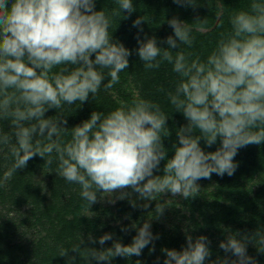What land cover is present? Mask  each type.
<instances>
[{
    "label": "clouds",
    "instance_id": "9594fccd",
    "mask_svg": "<svg viewBox=\"0 0 264 264\" xmlns=\"http://www.w3.org/2000/svg\"><path fill=\"white\" fill-rule=\"evenodd\" d=\"M175 2L196 7V0ZM115 3L118 8L109 16L95 10V0H0V121L8 125L7 131L0 127V149L11 160L3 179H11L39 156L46 167L55 163L58 175L80 186L89 209L117 191L115 200L128 199L133 208H148L165 193L195 197L200 192L199 180L211 179L212 174L234 175L238 151L264 143V0H251L247 10L230 17L231 31L204 61L184 51L173 54L172 49L191 48L194 43L191 27L176 17L167 21L173 35L161 41L168 47L158 46L155 36L137 37L135 52L146 71L167 63L179 77L167 97L187 124L176 132L179 146L174 145V156L164 164L163 175L154 171L160 170L167 154L162 140L170 135L169 115L158 103L140 98L121 102L107 115L93 111L71 129L63 114L64 105L83 104L90 94L95 99L102 87L111 89L129 67L132 51L114 41L109 29L111 17L121 12L130 16L135 8L132 0ZM144 21V17L137 18L133 27L142 32ZM50 109L57 110V116L45 118ZM197 130L199 135L194 134ZM69 132L71 138L65 139ZM218 138L216 151L202 150L201 139L211 147ZM137 200L149 203L137 205ZM169 205V201L157 202L142 226L133 223L136 234L129 244L106 232L98 238L100 249L84 247L80 256L81 237L71 250L79 253L84 264L139 257L149 245L152 252L159 235L151 231V221L158 220ZM121 230L130 229L123 226ZM225 231L228 234L219 243L226 254L223 258L211 260L207 236L193 239L186 234L181 250L161 249L163 264H257L247 248L251 244L264 254V229L244 234ZM87 239L97 243L91 234ZM107 241L112 244L105 248ZM59 256L67 257L68 249L61 247Z\"/></svg>",
    "mask_w": 264,
    "mask_h": 264
},
{
    "label": "trees",
    "instance_id": "16d2710c",
    "mask_svg": "<svg viewBox=\"0 0 264 264\" xmlns=\"http://www.w3.org/2000/svg\"><path fill=\"white\" fill-rule=\"evenodd\" d=\"M132 2L135 11L130 16L127 12H121L119 16L111 17L109 29L114 41H119L132 51L129 67L119 74V83L111 89L104 90L102 87L95 99L90 94L83 104L64 105L63 114L68 121L67 127L71 129L89 119L93 111L107 115L119 108L121 102L131 103L133 99L140 98L158 103L161 110L169 115L166 127L170 135L162 140L167 154L165 160L161 161L160 170L154 171V175H163L164 164L174 156V145L179 146L176 132L187 124L186 118L175 111L167 97L168 91H174L179 77L167 63L159 69L146 71L135 52L139 46L137 37L143 40L145 36H155L158 46L168 47L161 41L173 35L167 21L176 17L191 27L194 43L191 48L182 45L180 49H172L173 54L184 51L191 53L192 58L199 56L204 61L222 36L231 31L230 17L237 11L247 10L251 0H196L195 8L187 4L182 6L175 0ZM113 8H118L115 0H95L97 11L104 10L111 16ZM125 16L128 18L124 19ZM139 17L146 20L140 26L142 32L133 27V21ZM91 58L94 59V55ZM104 82L107 83V79ZM55 116V109L45 114V118ZM0 127L7 131V122L0 121ZM194 134L199 135V131ZM70 138L69 132L65 139ZM200 146L205 152H214L220 146V140L218 138L216 144L209 147L201 139ZM7 154L5 149H0V264H84L80 257L83 248L100 249L98 238L106 232L114 234L113 238L123 244L131 243L136 234L131 225L142 226L153 215L158 202L137 200V205L149 203V207L133 208L128 199L117 200L112 210L111 206L103 205L98 200L89 209L80 196V186L68 183L58 175L55 163L50 168L46 167L44 159L39 156L29 160L24 169H18L11 179L5 181L4 173L11 166V160L5 159ZM234 160L238 164L234 175L221 177L212 174L211 179L197 182L213 185L209 199L198 200L195 196L184 201L186 218L191 220L192 230H169L151 221V231L159 235V239L154 241V251H149L152 247L149 245L141 256L115 257L111 264H135L137 260L141 264H163L165 256L161 249L181 250L186 246V234L193 239L200 235L207 236L211 241V260L214 261L226 255L219 248L220 241L225 240L228 234L225 229L240 234L253 232L257 228L264 229V143L240 149ZM136 195L133 193L132 199ZM121 216L124 218L119 221ZM123 226L130 230L122 231ZM89 234L97 238V243L88 241ZM81 237L84 244L78 249L79 256L71 247L78 244ZM212 237L216 240H211ZM111 244L112 241H107L103 247H110ZM61 247L68 249L67 257L59 256ZM247 252L256 259L257 264H264V254L258 253L254 246L248 247ZM70 257L76 259L69 261ZM93 264L96 262L93 261Z\"/></svg>",
    "mask_w": 264,
    "mask_h": 264
},
{
    "label": "rangeland",
    "instance_id": "374dc122",
    "mask_svg": "<svg viewBox=\"0 0 264 264\" xmlns=\"http://www.w3.org/2000/svg\"><path fill=\"white\" fill-rule=\"evenodd\" d=\"M198 184L200 186V192L196 196L197 199L198 200L209 199L210 198L209 192L213 190V185L212 184H202V183H198ZM118 194L119 192L117 191L111 197L106 196L103 200H100L101 204L108 205V206H111V208H113L114 203H110L109 199L115 200V197ZM185 200L186 199H184L182 196H172L170 193L162 194L159 197L158 202L164 203L165 201H169L170 205L165 209L166 211L165 215H162L158 220L153 219L152 222H158L162 224L166 229H169V230H172L175 228L176 230L180 232H184V231L189 232L190 230H192V223H191V220L186 218L187 212H186V207H185L186 205L184 202ZM116 201L117 200H115V202ZM112 210H114V208ZM182 215H185V217H183ZM122 218H124V216H121V219H119V221L122 220ZM193 231L195 232L196 230H193ZM211 240L214 241L216 240V238L212 237ZM250 246L251 244H249L248 247Z\"/></svg>",
    "mask_w": 264,
    "mask_h": 264
}]
</instances>
